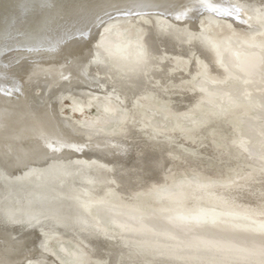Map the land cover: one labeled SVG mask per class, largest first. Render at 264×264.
Returning a JSON list of instances; mask_svg holds the SVG:
<instances>
[{
    "label": "water",
    "instance_id": "1",
    "mask_svg": "<svg viewBox=\"0 0 264 264\" xmlns=\"http://www.w3.org/2000/svg\"><path fill=\"white\" fill-rule=\"evenodd\" d=\"M212 2L220 12L177 21L190 0H0V114L44 98L83 149L53 136L31 170L0 169V215L40 222L43 236L24 235L33 257L264 264V0ZM231 6L247 23L223 16ZM81 33L101 45L99 69L62 66ZM32 63L45 71L18 94ZM17 123L0 116V140ZM6 239L0 262L19 259Z\"/></svg>",
    "mask_w": 264,
    "mask_h": 264
},
{
    "label": "snow or ice",
    "instance_id": "2",
    "mask_svg": "<svg viewBox=\"0 0 264 264\" xmlns=\"http://www.w3.org/2000/svg\"><path fill=\"white\" fill-rule=\"evenodd\" d=\"M191 6H186L179 15L175 17L177 21L181 16L185 17V20L189 17V14H194L199 9L209 12L217 13L221 10L214 6L212 0H190ZM120 13V17L127 18L129 15L139 17L141 12L133 9H117ZM241 9L239 6H231V9L225 11L223 16L225 18H231L233 13L236 14V21L244 24L246 21L240 20ZM201 15L203 12L201 11ZM144 15H151L146 14ZM110 19H117V17H110ZM235 22V21H234ZM156 26L157 35L166 34L171 26L161 25L158 20L153 21ZM105 22H101L97 27H103ZM190 39H203L201 36L194 35L192 33L187 34ZM91 40V35L85 37L81 33L80 37L76 38L78 46H65L63 51V65L74 70L91 69L95 64L99 69L100 65L106 63V58L102 57L100 52L101 45H95V48L88 46ZM211 46L215 45L211 41H206ZM45 70L38 64L32 63L23 75H18L20 80V88L17 89V93H23L25 91L24 86L31 84L34 80L38 79L42 72ZM99 83V82H97ZM115 91V88H113ZM49 101L41 98V101H37L35 105L25 104L22 107L16 109L5 108L4 112L0 114L2 118L7 121L9 112L15 111L18 113V123L13 131H11L4 139L0 140V169H4L8 175H12L15 170L24 171L25 169L31 170V165L36 163L37 160L47 159L49 151L50 137H55L53 143H60L64 147H70L72 143H77L78 147L75 150L83 151L79 148V141H74L71 135L66 132H58L55 126L51 124L52 117L47 111ZM132 146L129 145V148ZM55 151V149H52ZM62 150V149H61ZM144 153L140 151L137 153L136 165L142 163ZM138 167L129 169V171H139ZM39 221L35 218H22L17 217L14 214L5 212L0 215V239H3L5 234L7 239L4 240V244H10L12 252L19 257V259L12 261H3L0 264H46L42 258H36L32 256L34 248L29 246V241L24 238L25 233L36 231L39 235L43 236V233L39 231ZM43 248V242L38 245Z\"/></svg>",
    "mask_w": 264,
    "mask_h": 264
}]
</instances>
